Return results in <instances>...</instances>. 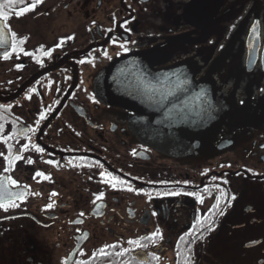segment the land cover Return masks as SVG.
<instances>
[{"label":"flooded vegetation","instance_id":"1","mask_svg":"<svg viewBox=\"0 0 264 264\" xmlns=\"http://www.w3.org/2000/svg\"><path fill=\"white\" fill-rule=\"evenodd\" d=\"M31 3L0 0V200L16 205L0 209V264H264V0H43L16 15ZM131 58L151 66L152 95L190 68L230 127L199 153L145 146L139 124L167 127L178 106L102 102L99 79Z\"/></svg>","mask_w":264,"mask_h":264},{"label":"water","instance_id":"2","mask_svg":"<svg viewBox=\"0 0 264 264\" xmlns=\"http://www.w3.org/2000/svg\"><path fill=\"white\" fill-rule=\"evenodd\" d=\"M138 59L131 58L112 65L99 79L98 90L102 102L126 109L137 107L141 114L146 113L154 100L155 104L176 103L178 109L171 111L169 126H156L160 122L155 118L139 124L137 130L145 146L171 156L199 153L221 130L230 127V104H222L215 109L212 88L204 83L193 84L190 68L163 74L166 80H171V88L169 91L166 88L154 89L152 95L151 75L148 74L151 66L148 65L147 69L143 60ZM179 104L186 106L185 125L179 123Z\"/></svg>","mask_w":264,"mask_h":264},{"label":"snow or ice","instance_id":"3","mask_svg":"<svg viewBox=\"0 0 264 264\" xmlns=\"http://www.w3.org/2000/svg\"><path fill=\"white\" fill-rule=\"evenodd\" d=\"M21 2H23V0H21ZM43 2V0H32V3L31 4H25L23 7H21L17 12H16V15L17 16H21V15H23V14H25L26 12H29V11H31V10H34L35 8H36V6L38 5V4H40V3H42ZM8 15L5 13V12H3V11H0V21H7L8 20ZM8 27V25L7 24H3L2 26H0V32H2L3 31V28H7ZM256 31V29L255 28H253V32H255ZM13 35V41H14V43H13V51H16V43H15V40H16V34L15 33H13L12 34ZM69 39H71V37H69ZM19 43H24V41L23 40H20L19 41ZM0 44H3V40H2V38H0ZM60 45H57V47H59ZM120 47L121 48H124V45L123 44H121L120 45ZM20 51H23V49H20ZM25 54H28V53H25ZM46 55H51V52L49 51V52H47V53H45ZM9 55H10V53H7V52H5L4 53V58L5 59H7L8 57H9ZM22 67V66H21ZM41 119H43V116L41 117ZM36 150L39 152V151H42L40 148H36ZM17 158H19V157H17ZM30 163H31V161H29ZM36 175L37 176H44V173H41V172H38V173H36ZM45 178H47V177H45ZM112 179L113 180H115V181H117L118 183H120V184H123L124 183V181H121V180H118L116 177H112ZM13 184H15L16 182L15 181H11ZM116 185L115 184H113V187H115ZM129 191H131L132 189L131 188H129L128 189ZM53 195H55V193H53ZM99 198V197H98ZM233 199H234V197H233ZM8 205H11V206H13V207H15L16 205L12 202V201H9L8 202ZM8 205H6L4 202H3V200H0V209H4L5 211H7L8 210ZM48 207H51V205H49ZM222 214V213H221ZM82 215V214H81ZM212 229H211V226H209V228H208V231H211ZM159 235V230H157V232L156 233H153V235L151 236V237H148L147 239H151V240H153V241H155V239H156V237ZM181 239H183V238H181ZM129 243H131V244H136L137 246H142V245H140L139 244V241H129ZM101 251H103V250H101Z\"/></svg>","mask_w":264,"mask_h":264}]
</instances>
